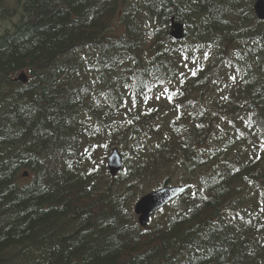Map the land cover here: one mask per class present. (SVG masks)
<instances>
[{
    "label": "trees",
    "instance_id": "obj_1",
    "mask_svg": "<svg viewBox=\"0 0 264 264\" xmlns=\"http://www.w3.org/2000/svg\"><path fill=\"white\" fill-rule=\"evenodd\" d=\"M11 1L21 9L0 33V264H264L254 0H0V19ZM19 71L27 83L13 81ZM162 88L165 117L144 104ZM111 148L124 163L113 179L91 164ZM175 166L188 190L139 227L131 201Z\"/></svg>",
    "mask_w": 264,
    "mask_h": 264
},
{
    "label": "water",
    "instance_id": "obj_2",
    "mask_svg": "<svg viewBox=\"0 0 264 264\" xmlns=\"http://www.w3.org/2000/svg\"><path fill=\"white\" fill-rule=\"evenodd\" d=\"M254 13L259 20H264V0H256ZM170 36L174 40H181L184 37L183 27L171 21ZM25 82V81H24ZM106 166L108 173L113 178L123 168L122 158L117 149H113L107 158ZM186 191V187H163L143 195L134 204V214L141 228H145L150 217L172 200Z\"/></svg>",
    "mask_w": 264,
    "mask_h": 264
},
{
    "label": "rangeland",
    "instance_id": "obj_3",
    "mask_svg": "<svg viewBox=\"0 0 264 264\" xmlns=\"http://www.w3.org/2000/svg\"><path fill=\"white\" fill-rule=\"evenodd\" d=\"M10 5L15 8L16 12L12 17H6V18L0 19V33L5 32L6 30H10L13 23H15L18 20V18L20 17V12H19V10L21 9L20 2L16 3L15 1H11ZM191 55H193V54H191ZM199 62H200V60L197 59L196 61L189 63V61H187V59L182 58V64L184 66L186 64H188V66L191 69H194L199 64ZM203 62H204L203 63L204 65L208 64L207 60H204ZM21 73H25V72L24 71L17 72L15 75H12V79H16ZM28 80H29V76L26 74V83L28 82ZM17 82H19L20 84H23L21 81H17ZM166 95H167V89L162 88L157 93H155L153 95L151 100H149V98H147V100H145L144 104L149 105V103H151V105L157 106L160 109V116L165 117L169 113V111L167 110L169 108V106H168L167 102L165 101ZM84 146H86V144ZM110 150H109V152H110ZM109 152H108V154H109ZM124 152H125L126 157L129 158V161L132 162L133 156L130 155L128 151H122V154ZM108 154H105L104 151L97 149V153L94 155L93 159L91 160V164L103 165L104 161L106 163V158H107ZM104 166H105V164H104ZM130 167H133L132 164L130 165ZM105 169H106V167H105ZM166 177H170V180H168L169 186L181 185V184L177 183L181 177V172L178 171L177 167L175 166V167H170V169H168V170H164L160 174L155 175L154 177L148 179L147 181H144L143 185L141 187L140 193L146 194L148 192L154 191L155 189L157 190L164 183V180L166 179ZM142 179H144V178L142 177ZM21 182L23 183L26 181H24V179H21ZM134 202H135V200L132 201L131 210L133 208Z\"/></svg>",
    "mask_w": 264,
    "mask_h": 264
},
{
    "label": "bare ground",
    "instance_id": "obj_4",
    "mask_svg": "<svg viewBox=\"0 0 264 264\" xmlns=\"http://www.w3.org/2000/svg\"><path fill=\"white\" fill-rule=\"evenodd\" d=\"M171 21L175 22L174 19H171ZM13 81H15V82L21 81L23 84H25L26 83V74L25 73H21L16 79H13ZM23 176L27 177L28 174L24 173Z\"/></svg>",
    "mask_w": 264,
    "mask_h": 264
}]
</instances>
